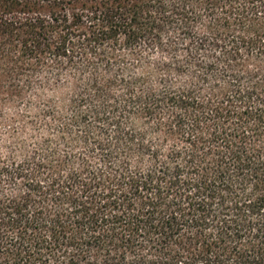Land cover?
<instances>
[{
  "label": "trees",
  "instance_id": "trees-1",
  "mask_svg": "<svg viewBox=\"0 0 264 264\" xmlns=\"http://www.w3.org/2000/svg\"><path fill=\"white\" fill-rule=\"evenodd\" d=\"M0 264H264V0H0Z\"/></svg>",
  "mask_w": 264,
  "mask_h": 264
}]
</instances>
